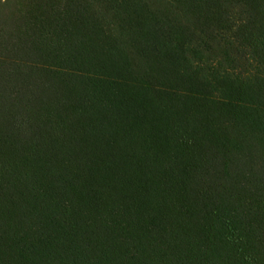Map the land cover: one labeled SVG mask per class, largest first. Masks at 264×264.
Instances as JSON below:
<instances>
[{
	"label": "trees",
	"instance_id": "16d2710c",
	"mask_svg": "<svg viewBox=\"0 0 264 264\" xmlns=\"http://www.w3.org/2000/svg\"><path fill=\"white\" fill-rule=\"evenodd\" d=\"M175 1L0 0V264H264V0Z\"/></svg>",
	"mask_w": 264,
	"mask_h": 264
},
{
	"label": "rangeland",
	"instance_id": "374dc122",
	"mask_svg": "<svg viewBox=\"0 0 264 264\" xmlns=\"http://www.w3.org/2000/svg\"><path fill=\"white\" fill-rule=\"evenodd\" d=\"M159 3L164 10H167L172 14L176 15V17L181 22H183L187 28H189L190 32L192 33L195 39H199V40L203 39L206 40L211 45H214L216 40H215V34H213V28L211 26H208L207 24H203V22L205 21L203 19L204 16H202V14L206 10H203L201 16L198 17L195 16V12L197 10L187 8L178 1L171 2V0H159ZM223 5L229 7L230 10L232 9V13L234 16L241 14L240 7H232L233 5L232 4L229 5L228 2H225ZM249 153L251 155V158H249L250 164L254 169V173L258 174V175L256 174L253 175V177L251 178L252 180L251 182H253V184L254 183L259 184V180L257 178L258 177L260 178L261 174L264 171V164L261 159V154L256 147H254Z\"/></svg>",
	"mask_w": 264,
	"mask_h": 264
}]
</instances>
